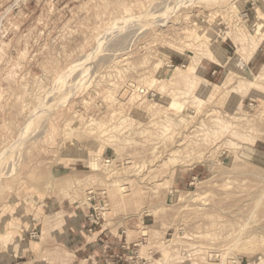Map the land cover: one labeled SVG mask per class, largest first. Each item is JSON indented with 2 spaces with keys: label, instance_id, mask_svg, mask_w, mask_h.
Wrapping results in <instances>:
<instances>
[{
  "label": "rangeland",
  "instance_id": "1",
  "mask_svg": "<svg viewBox=\"0 0 264 264\" xmlns=\"http://www.w3.org/2000/svg\"><path fill=\"white\" fill-rule=\"evenodd\" d=\"M258 10L264 0H0V245L18 256L28 244L5 264H73L57 212L88 217L94 202L96 227L121 247L141 241L147 264H264V82L251 78L264 39L249 78L227 83L233 38ZM21 217L36 222L13 242Z\"/></svg>",
  "mask_w": 264,
  "mask_h": 264
},
{
  "label": "crops",
  "instance_id": "2",
  "mask_svg": "<svg viewBox=\"0 0 264 264\" xmlns=\"http://www.w3.org/2000/svg\"><path fill=\"white\" fill-rule=\"evenodd\" d=\"M217 68L219 67L209 65L208 71L211 75L212 73L216 74ZM218 72L220 71L218 70ZM58 213H61L63 220L60 236L71 239L73 242V264H110L114 255L124 253L121 249V237L118 230L104 226L91 228L85 208L76 205ZM22 218H19V223L17 218L11 220L12 227L9 229L11 231L9 234L12 236L13 242L18 237L27 239V235L31 232L29 230L33 229L35 225L34 218ZM143 222L145 223V221ZM90 229L92 230L89 231ZM15 246L20 248L17 251L19 252L18 256L13 253L14 247L11 243L8 244L7 249L0 245V264H5L6 258H9L11 262L15 261L28 250V244L25 245L27 247L25 251L19 243ZM60 264H65V261Z\"/></svg>",
  "mask_w": 264,
  "mask_h": 264
},
{
  "label": "bare ground",
  "instance_id": "3",
  "mask_svg": "<svg viewBox=\"0 0 264 264\" xmlns=\"http://www.w3.org/2000/svg\"><path fill=\"white\" fill-rule=\"evenodd\" d=\"M252 31H253L252 34H250L249 36L245 37V35L243 34V32L240 30L241 33H238V35L237 36H234V38H233V41L238 46V50H237L234 58L232 59V61L227 66L228 67V80H227V83H229V81L232 80V76L235 75V74L242 73L245 77H248L247 76V73H246V63L251 59L253 53L258 49L260 43L264 39V11H261V10H258L257 11L256 19H255V22H254V29ZM197 37H199V36H197ZM209 42H210V40L208 41V44H209ZM206 43L207 42H203L202 43V46H204V48L206 47ZM205 55H208L210 57L212 54L210 52L209 54L207 53ZM188 70H190L191 73H193V71H194L193 69H188ZM251 78L252 79H255L257 81H260V82H264V64L261 66L260 72L257 73V75L254 74V76H252ZM186 81H189V80L187 79ZM227 83L225 85H227ZM209 85L211 87L219 88V86H216V85H213V84H209ZM211 90H213V89H211ZM197 91H198V93H200L202 95H207L208 94L207 91H205V88L202 87V86H199L197 88ZM210 95H211V93H210ZM169 107L170 106H167L166 109H169ZM154 114H155V111H154ZM152 115H153V112H152ZM170 119H171V117H170ZM167 120H168V118H167ZM225 128L226 127H224V129ZM232 134L233 135H236L235 132H233ZM177 156H179V154ZM174 158L175 157H173V159ZM90 165H91V167H97V163L96 162H91Z\"/></svg>",
  "mask_w": 264,
  "mask_h": 264
},
{
  "label": "built area",
  "instance_id": "4",
  "mask_svg": "<svg viewBox=\"0 0 264 264\" xmlns=\"http://www.w3.org/2000/svg\"><path fill=\"white\" fill-rule=\"evenodd\" d=\"M89 202H94V196L88 199ZM95 205L89 206V209L92 210L87 217L88 223L91 225V228L99 226L100 221L103 220V207L99 206L100 203L94 202ZM90 229L89 231H91ZM122 235H125V231L123 230L121 232ZM141 241L128 244L126 241H124L123 246L121 247L122 250L128 252L130 254V257L127 259V261H123V256H117L116 260L113 262L111 261L110 264H147V260L141 256H139V250L137 249L140 245ZM131 245V248H130ZM151 254V252H150Z\"/></svg>",
  "mask_w": 264,
  "mask_h": 264
}]
</instances>
